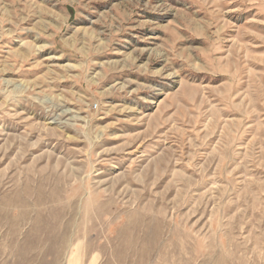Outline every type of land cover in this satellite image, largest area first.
I'll use <instances>...</instances> for the list:
<instances>
[{
    "label": "rangeland",
    "instance_id": "rangeland-1",
    "mask_svg": "<svg viewBox=\"0 0 264 264\" xmlns=\"http://www.w3.org/2000/svg\"><path fill=\"white\" fill-rule=\"evenodd\" d=\"M0 264H264V0H0Z\"/></svg>",
    "mask_w": 264,
    "mask_h": 264
}]
</instances>
